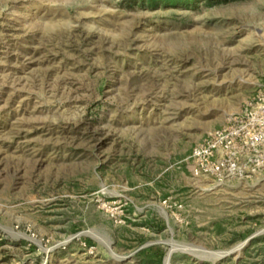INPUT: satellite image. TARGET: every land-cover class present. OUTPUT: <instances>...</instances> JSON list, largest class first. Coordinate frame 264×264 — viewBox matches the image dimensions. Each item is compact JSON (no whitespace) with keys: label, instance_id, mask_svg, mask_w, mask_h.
I'll use <instances>...</instances> for the list:
<instances>
[{"label":"rangeland","instance_id":"374dc122","mask_svg":"<svg viewBox=\"0 0 264 264\" xmlns=\"http://www.w3.org/2000/svg\"><path fill=\"white\" fill-rule=\"evenodd\" d=\"M262 87L264 0H0V264H264L189 162Z\"/></svg>","mask_w":264,"mask_h":264},{"label":"built area","instance_id":"2783aa9c","mask_svg":"<svg viewBox=\"0 0 264 264\" xmlns=\"http://www.w3.org/2000/svg\"><path fill=\"white\" fill-rule=\"evenodd\" d=\"M189 162L193 176L210 188L264 174V87L226 125L198 143Z\"/></svg>","mask_w":264,"mask_h":264},{"label":"trees","instance_id":"16d2710c","mask_svg":"<svg viewBox=\"0 0 264 264\" xmlns=\"http://www.w3.org/2000/svg\"><path fill=\"white\" fill-rule=\"evenodd\" d=\"M150 2V5L152 6H156V4H158V2H172L174 0H148Z\"/></svg>","mask_w":264,"mask_h":264},{"label":"water","instance_id":"95a60500","mask_svg":"<svg viewBox=\"0 0 264 264\" xmlns=\"http://www.w3.org/2000/svg\"><path fill=\"white\" fill-rule=\"evenodd\" d=\"M254 236H256V234L253 235L252 237H250L247 241H249V240H251L252 238H254ZM247 241L243 244V246L247 243ZM232 252H233V251H230V252L224 253L221 257H225V256H227L228 254H230V253H232Z\"/></svg>","mask_w":264,"mask_h":264},{"label":"bare ground","instance_id":"6f19581e","mask_svg":"<svg viewBox=\"0 0 264 264\" xmlns=\"http://www.w3.org/2000/svg\"><path fill=\"white\" fill-rule=\"evenodd\" d=\"M224 253H226V252H222V253H219V254H214V255H215L214 257L219 258V257H221Z\"/></svg>","mask_w":264,"mask_h":264},{"label":"crops","instance_id":"0c3cea01","mask_svg":"<svg viewBox=\"0 0 264 264\" xmlns=\"http://www.w3.org/2000/svg\"><path fill=\"white\" fill-rule=\"evenodd\" d=\"M239 182H241V180H238Z\"/></svg>","mask_w":264,"mask_h":264}]
</instances>
